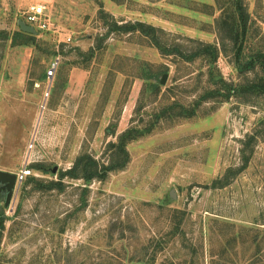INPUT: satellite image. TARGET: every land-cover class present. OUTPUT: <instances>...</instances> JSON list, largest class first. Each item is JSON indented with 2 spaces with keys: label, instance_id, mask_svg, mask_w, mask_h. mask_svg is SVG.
I'll list each match as a JSON object with an SVG mask.
<instances>
[{
  "label": "rangeland",
  "instance_id": "374dc122",
  "mask_svg": "<svg viewBox=\"0 0 264 264\" xmlns=\"http://www.w3.org/2000/svg\"><path fill=\"white\" fill-rule=\"evenodd\" d=\"M38 3L48 27L15 45ZM244 4L246 52L264 51V0ZM221 15L217 0H0V170L31 172L9 203L0 191V264H264V95L204 101L207 62L176 53L221 49ZM139 22L156 30L125 29ZM231 50L221 77L254 78ZM84 156L113 161L107 178L64 175Z\"/></svg>",
  "mask_w": 264,
  "mask_h": 264
},
{
  "label": "trees",
  "instance_id": "16d2710c",
  "mask_svg": "<svg viewBox=\"0 0 264 264\" xmlns=\"http://www.w3.org/2000/svg\"><path fill=\"white\" fill-rule=\"evenodd\" d=\"M217 1L218 4L220 3V9L222 10V15L216 23L217 32L221 42V49L213 44L200 43L198 47L194 48V50L189 51L190 53L188 55H184L182 50L179 48L176 49V53L185 57L188 61H194L201 58L207 62L209 68L208 81L215 88L204 93L202 98L204 101L212 97L230 98L232 96H262L264 95V51L254 50L252 52H246L249 30V14L245 7L244 0ZM125 29L128 31L140 30L146 35H149L152 31L156 30L154 27L147 26L140 22L125 26ZM35 40L36 35L23 32L20 28L13 36V43L15 45L31 44L34 43ZM229 46L232 47L231 52H233L234 55L236 69L242 74L254 71L256 73L254 78L243 81L240 84H235L234 82H227L223 76L221 77L220 73L217 71V61L220 56V52L222 51L227 53ZM185 112L187 115H194L196 113V109L193 108L191 110H185ZM262 123L264 125V120ZM259 133L264 135V127ZM133 137L134 134L131 130L123 132L118 137V143L113 144V146L116 147L121 154L126 155L125 160L119 163V168H124L128 164L126 143ZM112 166L113 161H110L107 166L103 164L100 169V165L97 160L90 156H84L80 157L64 175L72 179H84L85 181L94 179L104 180L107 178L109 171L113 169ZM43 167L44 166L42 165L36 166L37 169L41 170L44 169ZM221 182L223 183V181ZM58 185L62 186V182H51L49 187L53 188ZM1 219L0 225L3 226V221Z\"/></svg>",
  "mask_w": 264,
  "mask_h": 264
},
{
  "label": "built area",
  "instance_id": "2783aa9c",
  "mask_svg": "<svg viewBox=\"0 0 264 264\" xmlns=\"http://www.w3.org/2000/svg\"><path fill=\"white\" fill-rule=\"evenodd\" d=\"M47 7L44 4H34L29 7L27 12L25 13V21L28 24H31L32 26L36 28L45 29L48 27V21H47ZM59 62L58 60L54 61L49 70L47 71V78L52 79L57 71ZM31 172L28 170H24L22 173L18 174V182H21L24 180L26 175H29Z\"/></svg>",
  "mask_w": 264,
  "mask_h": 264
},
{
  "label": "water",
  "instance_id": "95a60500",
  "mask_svg": "<svg viewBox=\"0 0 264 264\" xmlns=\"http://www.w3.org/2000/svg\"><path fill=\"white\" fill-rule=\"evenodd\" d=\"M17 23L21 31L30 34H37L35 27L32 26L31 24H28L25 20L19 19ZM167 76H168L167 74L163 76L162 83L166 81ZM57 170L58 167L55 166L52 172L56 173ZM17 184H18V174L0 170V191H4L7 193V203H9L10 200L12 199Z\"/></svg>",
  "mask_w": 264,
  "mask_h": 264
}]
</instances>
